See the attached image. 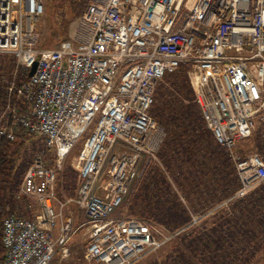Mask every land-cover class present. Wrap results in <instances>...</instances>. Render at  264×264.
<instances>
[{"label":"built area","instance_id":"built-area-1","mask_svg":"<svg viewBox=\"0 0 264 264\" xmlns=\"http://www.w3.org/2000/svg\"><path fill=\"white\" fill-rule=\"evenodd\" d=\"M43 13L44 0H0V53L15 58L11 77L2 79L0 140L24 131L43 141L13 193L14 211L2 221L4 264H66L68 203L86 217L84 258L99 264H133L182 230L111 217L148 164L165 172L157 155L165 130L149 109L157 84L181 64L238 177L234 193L217 206L264 182V158L237 149L264 124V0H88L53 47L40 46ZM18 74L27 77L17 83ZM95 116L76 154V192L57 200L56 173Z\"/></svg>","mask_w":264,"mask_h":264},{"label":"trees","instance_id":"trees-1","mask_svg":"<svg viewBox=\"0 0 264 264\" xmlns=\"http://www.w3.org/2000/svg\"><path fill=\"white\" fill-rule=\"evenodd\" d=\"M87 2L56 0L48 5L46 30L40 46L48 47L64 39L69 21L84 10ZM187 68L181 64L175 72L165 74L155 88L149 114L165 130L157 152L165 172L155 163L146 166L142 179L125 201L126 214L136 215L146 223H156L171 233L182 229L165 243L166 248L159 254L160 260L158 263L153 261L154 264L231 263L233 254L236 256L241 251L246 255V251L249 252L247 246L236 247L234 244L239 239L254 241L264 228V201L246 197L231 203L228 213L220 211L206 224L199 222L208 214L192 221L191 214L197 215L194 209L197 205L207 207L211 199L217 202L212 206H217L234 193L239 181L230 155L215 143L194 101ZM14 69L15 58L0 53V110L6 102L2 79H9ZM26 77L18 74L17 83ZM31 135L21 131L13 140H0V264H4L5 255L1 241L2 221L17 205L13 193L30 162L23 156V151ZM243 141L251 143L252 149L264 158V124L258 125L250 137L238 143ZM241 151L244 156V149ZM167 171L172 178L167 176ZM78 179L70 168L60 169L56 173V190L58 187L74 190L79 184ZM209 182H215L217 189L206 186ZM181 194L185 202L181 200ZM256 214L261 218L255 223Z\"/></svg>","mask_w":264,"mask_h":264},{"label":"rangeland","instance_id":"rangeland-1","mask_svg":"<svg viewBox=\"0 0 264 264\" xmlns=\"http://www.w3.org/2000/svg\"><path fill=\"white\" fill-rule=\"evenodd\" d=\"M55 2H56V0H44V13H43V15L41 16V18H40V20L38 22V26H39V30L41 32V36H43V34H44L45 30H46V22H45L46 18H45V16L47 15V13H46L47 12V7H48V5H52ZM75 17H76V15L71 18V20L69 21V24ZM69 24H68V28H69ZM55 45L56 44H53V45L48 46V47H53ZM18 103L23 105V106H21L22 108L24 106H26L23 100H22V102H18ZM95 123H96V116L94 117V119L90 123V125H89L87 131L84 133V135L81 138H79V140H77V142H75V144L72 147V149L69 151V153L64 158L61 170H65L66 168H68V169L70 168L72 173H73V175H75L76 177L78 176V172H77L76 168L74 167L76 154H77L78 149L80 148L81 141L83 140L82 138L86 137V135L92 129V127L95 125ZM41 148H43V141L38 136L32 134L29 137V139L27 140V142H26V146H25L24 151H23V156L26 157L28 159V161H30L31 158L33 157L34 153L38 149H41ZM237 149L239 150L240 153H242L241 150L244 149L245 154L255 152L254 149H252L251 143L244 142V141L237 144ZM167 172H168L167 176H170V178H172L173 176H171V173L169 171H167ZM256 185L257 186L254 188V191L258 187H261V185H264V182H260L259 184H256ZM76 186H75V189H76ZM206 186H208L211 189H213V188L217 189V184L215 182L214 183L213 182L212 183L209 182V184H206ZM60 189H63V188L62 187L61 188L58 187L57 188V192L58 193H60V191H61ZM202 189L206 190L205 187H202ZM74 190H72L71 188L67 189V190L64 189L65 192H70V191H74ZM258 192H260V191H258ZM71 196H67V197H71ZM254 196H251L250 199L254 200L256 198V195H254ZM181 197L184 199L183 194H181ZM195 200H196V198H195ZM184 202H185V200H184ZM233 202H235L234 199L229 200L225 205H222V207H220V209H218V210L216 209L217 207L212 206L214 204H217V202L211 201V199L209 200V205L207 204V207H206L205 204H204L203 208H200L197 205V207L194 208V209H196L195 212H197L196 213L197 215L201 214L202 210L205 211V208H208V207L212 206L209 209V213H207L208 216L205 219H202L199 223L203 222L204 224H206L210 219H214L220 211L228 213V211L230 210L229 206ZM55 209H57V208H55ZM32 210L36 211L37 210V206L33 205L32 206ZM68 211L74 212L75 216L79 217V219H80L79 221L82 223V225L80 226L79 229L75 230V232L73 233L72 239L69 242V245L72 247V249L68 248L69 255H68V258L66 259L67 264H99L97 262H93L92 260L91 261H87L84 258V250H85V246L87 244V229H86L87 222H86V217H85L84 213L82 212V210H79L78 208H76L75 205H73V204L70 205V206H67V209L65 207L62 208V215H66ZM126 211H127L126 207L122 205L119 209H117L111 215V217L112 218H117V217H122V216H130V215L126 214L127 213ZM206 212L207 211H205V213ZM133 217H137L138 218V216H136V215H134ZM260 218L261 217L256 214V216H254V222L256 223L257 221H259ZM216 220H218V219H215L214 221H216ZM149 224L156 225L155 227H157L156 223L149 222ZM252 226H253V224H252ZM155 233L158 236H161L162 234H164L163 231H155ZM253 240L254 241L246 242V241H242V240L240 241V239H239L237 241V243L234 244V245L236 247H245V246H247L249 248V252L246 251V255H245L243 252L238 251V254L236 256L234 254L232 255L233 259L230 260L231 263H226V264H264V229L259 231L258 238H255ZM166 245L167 244L161 246L156 251L145 255L141 260L136 261L133 264H152L153 261H156V263H158V261L160 260L159 254H160L162 249L166 248ZM56 257H58V252L55 255V258ZM218 257L221 258L220 255H218ZM219 258H217V259H219Z\"/></svg>","mask_w":264,"mask_h":264},{"label":"crops","instance_id":"crops-1","mask_svg":"<svg viewBox=\"0 0 264 264\" xmlns=\"http://www.w3.org/2000/svg\"><path fill=\"white\" fill-rule=\"evenodd\" d=\"M79 180V179H78ZM77 189V188H76ZM76 189L74 190V191H70V192H65L64 191V189H60L61 191H60V193H58L57 192V190H56V198H57V200H63V199H65L67 196H71L72 194H74L75 192H76ZM258 191H260V192H258ZM256 192V193H255ZM262 192V193H261ZM254 195H256V198L254 199V200H259V201H264V185H261V187H258L257 189H255V191L253 190L251 193H249V194H247L245 197H243V198H240V199H244V198H246V197H251V196H254ZM255 197V196H254ZM234 199V198H233ZM240 199H234V201H236V200H240ZM70 205H72L71 203H68V204H66V206H65V208L67 209V206H70ZM54 206H55V208H57L56 206V203H54ZM222 206V205H221ZM221 206H217V210L218 209H220V207ZM228 207V206H227ZM77 208V207H76ZM79 210H82V209H80V208H78ZM82 212H83V210H82ZM213 213V212H212ZM67 216H71L72 217V220H73V222H72V226H73V230H72V233H71V235L69 236V238L67 239V241H66V245H67V247L70 249H72V247L69 245V242L71 241V239H72V236H73V233L75 232V230L76 229H79L80 228V226L82 225V223L79 221L80 219H79V217L77 216H75V213L74 212H71V211H68L67 212V214H66ZM262 229H264V228H262ZM54 233L56 234L57 233V229L55 228L54 229ZM262 238V237H261ZM260 238V239H261ZM70 246V247H69ZM71 252V251H70ZM57 258V257H56ZM55 258V259H56ZM93 262H96V261H94V260H92ZM66 264H67V261H66Z\"/></svg>","mask_w":264,"mask_h":264},{"label":"water","instance_id":"water-1","mask_svg":"<svg viewBox=\"0 0 264 264\" xmlns=\"http://www.w3.org/2000/svg\"><path fill=\"white\" fill-rule=\"evenodd\" d=\"M35 65H36V63H33L32 64V66H31V68H30V70H29V75H31L32 73H33V70H34V68H35Z\"/></svg>","mask_w":264,"mask_h":264},{"label":"bare ground","instance_id":"bare-ground-1","mask_svg":"<svg viewBox=\"0 0 264 264\" xmlns=\"http://www.w3.org/2000/svg\"><path fill=\"white\" fill-rule=\"evenodd\" d=\"M194 216V214H191V217Z\"/></svg>","mask_w":264,"mask_h":264}]
</instances>
